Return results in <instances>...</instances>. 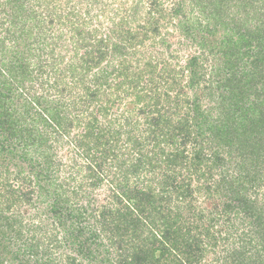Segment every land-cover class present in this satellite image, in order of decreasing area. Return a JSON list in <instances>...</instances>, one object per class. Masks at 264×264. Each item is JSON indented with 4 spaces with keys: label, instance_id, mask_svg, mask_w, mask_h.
<instances>
[{
    "label": "trees",
    "instance_id": "16d2710c",
    "mask_svg": "<svg viewBox=\"0 0 264 264\" xmlns=\"http://www.w3.org/2000/svg\"><path fill=\"white\" fill-rule=\"evenodd\" d=\"M187 1L205 19L198 16L196 28L188 25L192 16L180 9L183 1L167 13L159 0H91L92 5L78 9L71 2L60 9L56 0H0V51L11 55L0 72L5 91H0V264H84V259L86 264H115L110 262L115 256L116 264H264V191L260 198L261 188L251 185L264 177V0ZM19 13L32 23L18 27L10 39ZM171 13L183 17L176 22ZM216 25L223 33L215 45L205 36L196 38ZM174 26L183 33L188 53L175 71L167 72L170 64L154 49L158 41L166 45L173 37ZM161 28L167 30L164 35ZM23 34L34 39L23 44ZM12 40L13 46L6 45ZM194 45L202 52H192ZM206 52L224 59L205 88V98L217 105L174 102L186 95L181 89L203 86L199 76L209 59ZM45 85L51 93H37L35 87ZM162 85L166 89L160 93ZM28 91L33 92L31 103L19 110L9 103L16 95L26 99ZM62 107H72L74 116ZM63 119L69 125L77 121L84 130L73 146L88 162V179L99 181L101 165L112 161L110 177L102 179L111 202L97 213L88 203L76 205L80 213L75 216L76 207L60 195L64 186H57L50 171L53 155L44 150L41 161L29 157L43 144L34 153L28 150L37 134L33 122L49 123L62 139ZM126 124L138 128L134 138L128 136L131 143L121 137L114 141ZM132 158L140 165H124ZM14 159L28 165L30 180L11 171ZM139 172L150 174L140 188L130 183ZM32 185L54 198L49 205L54 217L64 214L68 203L66 218L89 216V229L96 231H87L84 239L85 227L73 228L75 248L50 230L41 236L32 231L30 241L13 247L22 237L15 225L22 221L12 215L15 208L35 202ZM38 226L33 230L43 229ZM4 228L13 231L12 237H5ZM91 239L111 243L103 257L81 245ZM63 245L67 254H57Z\"/></svg>",
    "mask_w": 264,
    "mask_h": 264
},
{
    "label": "rangeland",
    "instance_id": "374dc122",
    "mask_svg": "<svg viewBox=\"0 0 264 264\" xmlns=\"http://www.w3.org/2000/svg\"><path fill=\"white\" fill-rule=\"evenodd\" d=\"M56 1L57 2L55 3V5L60 9L64 8V4L67 5L70 2H71L70 5L75 7V9H78L80 7L83 8L86 6L88 7L89 4L92 5L91 0H73V1H71V0H56ZM105 1H108L110 4L111 3L112 4H119V0H105ZM182 1L184 3L183 5H181L182 7L180 8V9H182V12L185 14L186 17L192 16L190 18L188 25L191 26L192 28H196L198 21H200L201 17H203L202 15L197 13V11H199V7L193 6V4L190 5L187 0H159L160 3L164 4V7H167V13H168V9L170 7H172L174 4L177 5L176 3H181ZM198 1H200V0H198ZM202 2L207 3L208 0H202ZM78 5H80V7H78ZM127 7L130 8V5H128ZM190 10H192V11H190ZM39 11H40V9H39ZM170 12H172V10ZM170 12H169V14H170ZM171 14H172V17H170V18L172 20L174 19V21H176V22L183 17V14H180V15L177 14L176 16H173L174 15L173 13H171ZM18 15L20 17H17L18 19H17V21H15L16 25L14 24V26L11 27L10 39L14 38L16 33H18V31H19L18 27H21L25 24L27 26H29V23H32L29 19L24 18L23 13H19ZM0 16H1V14H0ZM41 16L45 17L44 14H42ZM198 16H200V19H197ZM204 20L205 19L203 17V21ZM169 21H171V20H169ZM163 23L166 25L168 22L164 21ZM6 27L8 28L9 25ZM168 27L171 29L170 25ZM177 28H178L177 26H174V29H172L173 37L167 38L168 35L163 36V38H165V39L167 38V40L165 42L166 45H163L160 41H158L157 42L158 45L154 49V53H156L155 54L156 57H158L159 59H164V58L160 57V55H159V54H162L165 57L164 60L166 61V63L170 64L167 67V72H170L173 68L175 71L179 67L178 64H182L185 61V59L187 57V53H188V49L184 48L182 46V43H181V41L184 39V35H183V33H180L179 30H177ZM0 29H2V28H0ZM210 29L211 28H209V30ZM161 30H162L161 32L163 33V35H164L165 31H167V30H165V28H161ZM1 33H2V31L0 30V35H1ZM222 33H223V31H222L221 27L219 25H216V29L212 33H209V34L204 33L203 34L201 32L200 34L196 35V38L199 39V37L205 36L204 39L207 38L208 42H211V46H213L220 40V38H222L221 37ZM33 39H34V37L32 36L30 41H32ZM30 41L28 39V35L23 34V38H22L21 42L23 44H29ZM13 42H14L13 40L10 42H7L6 45L13 46L14 45ZM29 46L30 45H28V48H29ZM198 48H199L198 46L194 45L192 47V52L197 53V54L201 53L202 51L199 50ZM207 50H209V49H207ZM2 53L6 54L5 52L0 51V72L3 69L4 70L6 69V67L8 65V58L11 56L10 54H6L7 56L3 57ZM206 54L209 56V59L205 60L204 64H203L202 71H203L204 76H202V77L199 76L201 78L199 80V82L203 86L201 87L199 84H197L196 87L192 85V86L187 87V89H184V90L181 89L182 92H184V94H186V95L184 97H180L179 99H181V100H176L174 98V102L179 101V103H181V105L188 106L190 104L192 105V103H194L193 100H195L196 105L199 103L200 107L202 106L204 108H208L210 104H213L216 101L214 98H205V95L208 92L205 90V88L210 83V80H209L210 79L209 78L210 73L214 69L220 68V64L222 66V61L224 59L222 58V56L220 57V55H218V54L210 55L208 52H206ZM151 61H154V58ZM142 62H144V60ZM214 67H216V68H214ZM166 77H167V75L164 76V78H166ZM146 78H147L146 76L143 77V79L141 81L142 84H144V82L146 81ZM3 81H4V79L0 76V82H3ZM204 81L206 83H204ZM8 84H12V83H8ZM44 84L49 85L48 83H44ZM46 85L44 86L45 89H40L38 87H35V89L38 91L37 93L46 94V95L51 93L50 87H48ZM162 86H163V88L160 86L158 88L160 90V93H162L166 89L165 85H162ZM0 91L5 92L4 90H1V88H0ZM32 95H33V92H31V91H28V94L26 95V99L25 98H19V96L16 95L15 98L14 97L9 98V101H10L9 103H11L12 106L15 104L18 105L17 110H19L21 105H23L25 103H29V102L31 103L30 100L33 99ZM29 98H30V100H29ZM215 105H217V104H215ZM80 108H83V107H80ZM130 108H131V106H130ZM59 109L64 114L69 113L70 115L74 116L73 112H72V107L71 108L62 107ZM113 112L115 113L114 109H113ZM83 113H84V115L88 114L87 112H83ZM194 113H192V115ZM62 116H64V115H62ZM76 119H78V118H76ZM30 120H31V116H28V123H30ZM70 122L71 121L63 119L61 121V123L59 124V129L65 135V137L61 139V138H58L57 131H56L54 126L49 125V123L47 124L44 121H42V123H40L39 121H37V122L34 121L32 126H33L34 131L37 132V134L32 139V141L30 142V145H32V146L31 147L29 146L30 148L28 150L30 152L32 151L34 153V150H36L38 148V143L41 142L43 144H42L41 149H40L41 152H39L37 155L34 153L36 156L34 154H31L29 157H32L33 159L41 161V160H43L42 159V156H43L42 151H44V150H45V154L53 155L54 161L56 163L50 171L52 173V176L56 179L54 182L57 183V186H59V185L64 186L63 191H62V187L58 191L60 193V195H63L64 198H71L70 200L74 204V205L72 204L71 206L76 207V211H78V212H75V216H77L80 213V211H79L80 208L77 207L76 205H79L81 207H87L88 203H93L94 206L91 208V210H93L95 213H97V211H99V208L101 206H104L106 204V202H111V199H109V197H108L109 193L106 192L108 184H106V181H103L102 179H103V177L104 178L110 177L108 172H109L110 168L113 167L112 161L109 164L107 163V164L101 165L100 180L99 181L96 179V176L89 177V179H88V175L90 173V171H88V168H87L88 162L83 157H81V156L78 157V154L76 152L77 150L73 146L74 145V139L77 138L78 134L80 135L81 133H83L84 130L77 128V125H78L77 121H74V122H72L73 124L69 125L68 123H70ZM53 123H54V121H53ZM126 126H127V128H126L127 130L124 131L125 133H123L121 135H119V134L116 135L114 138V141H117V139H119L121 137L122 141H124V142L128 141L131 143V140L128 138V136H130L131 138H134V135H135L134 132L138 128L135 130H131L127 124H126ZM141 129H143V127H140V130ZM68 133H70V134H68ZM167 148L170 149V147H167ZM120 153L122 155L124 154L122 151H120ZM124 165H140V164H138V162L136 161L135 158H134V160L132 158L131 161H128V163H126ZM9 166L11 167L10 168L11 171H13L14 173H21L20 174L21 176H27L28 178H26V179L30 180L29 179L30 176H29L28 165L23 164V163H19V162H17V159H14L12 162L9 163ZM42 166H44V165H42ZM141 174H142V176H141ZM95 175H96V172H95ZM149 177H150L149 173H144V172L140 173L139 172V174H135L134 176L130 177L131 178L130 183H135V185L137 184V186L140 188L141 185L147 184V179H149ZM143 178H146V179L143 181ZM132 185H134V184H132ZM251 185H253L254 189L255 188H261L259 190V192H257V196L262 198L260 196V194H258V193H262L264 191V177L261 180V184H258V182H253V183H251ZM33 187L36 191V194L34 195L35 202H32V203L27 204V205H21L20 207L15 208V210H17V212L15 211L14 216L12 215V218H14V217L19 218V219L21 218V221H22L20 223V225H17V224L15 225V228L17 230H20V235H22V237H21L20 241L13 243V247L22 245L25 242L30 241L33 232L34 233L38 232L37 235L41 236L47 230H50L51 233L52 232L58 233L59 237H61V238L69 239V242L72 245L70 246L68 244V242L66 243V245L68 247L75 248V247H77V245L74 243V240H71L75 237V235H73L74 234L73 228L78 230L80 227H85V231H86L85 235L86 236L84 237V239H86V237L88 236L87 231L88 232L91 230L96 231L93 228L89 229L90 224L92 222V220L89 218V216H84L85 219H78L75 217L74 220H70V218L68 219V217L66 218V215H64V214H65V207L66 208L68 207V203L66 205H63L64 214H62L61 216H58V217H54V212H53L52 208H50V206H49L52 202L53 197L52 196L47 197L45 195L43 196L42 191L37 192L36 187L35 186H33ZM51 187H50L49 191L53 192L52 191L53 189ZM66 190H68L67 192L69 194L65 193ZM76 190L80 191V193H77V194L75 192L72 193V191H76ZM70 193L73 194L72 195L73 197L70 196ZM39 196H42L43 200H38L39 198L36 200V198ZM60 199H62V196ZM53 200H54V198H53ZM96 207H98V208H96ZM71 223H72V226H70ZM38 225H40V227H43V229L34 231L36 226L39 227ZM45 227H47V228H45ZM3 231L6 233L5 237H8V236L12 237L13 231L10 232L9 230H7L5 228L3 229ZM82 239L83 238L79 239L80 242ZM15 240L16 239H12L11 242H13ZM110 244L111 243L105 239L104 240L100 239L98 241L91 239V240L87 241V245L81 243V245L87 246L89 248V249H87V252L96 251L97 253L100 254L101 257H103V254H105V250H107V247H108V245L110 246ZM63 246L65 247V245H63ZM1 249H2V245L0 247V251H1ZM64 249H66V247L65 248L62 247L60 250L58 249L57 254L61 253L62 255H66L67 251L64 252ZM113 256H115V255H113ZM52 257H54V256H52ZM114 258L110 262L116 264V261ZM120 259L121 258H118L117 262H119ZM84 264H86L85 259H84ZM90 264H96V263L93 262Z\"/></svg>",
    "mask_w": 264,
    "mask_h": 264
}]
</instances>
